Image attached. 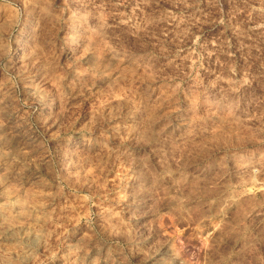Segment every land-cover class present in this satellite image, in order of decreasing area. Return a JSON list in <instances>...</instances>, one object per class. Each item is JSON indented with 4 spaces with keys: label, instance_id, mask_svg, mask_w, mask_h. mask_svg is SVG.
<instances>
[{
    "label": "rangeland",
    "instance_id": "1",
    "mask_svg": "<svg viewBox=\"0 0 264 264\" xmlns=\"http://www.w3.org/2000/svg\"><path fill=\"white\" fill-rule=\"evenodd\" d=\"M0 264H264V0H0Z\"/></svg>",
    "mask_w": 264,
    "mask_h": 264
}]
</instances>
